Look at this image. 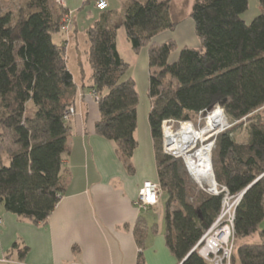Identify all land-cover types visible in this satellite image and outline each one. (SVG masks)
<instances>
[{"label":"trees","instance_id":"1","mask_svg":"<svg viewBox=\"0 0 264 264\" xmlns=\"http://www.w3.org/2000/svg\"><path fill=\"white\" fill-rule=\"evenodd\" d=\"M173 1L128 0L120 12L102 11L87 30L91 88L100 107L96 133L117 144L132 174L140 98L117 51V31L123 27L134 51L147 48L151 69H158L149 78V123L158 183L167 195V247L179 264H208L195 247L217 219L222 198L198 189L183 161L163 153L162 123L197 122L201 112L220 105L233 123L248 120L246 140L235 136L243 124L235 125L217 136L212 151L217 182L233 194L245 191L236 214L232 264H264V0L250 24L242 19L249 0H194L189 17L199 46L182 48L171 61L177 43L156 38L178 25L171 16ZM68 14L56 0L0 7V143L6 145L0 153V205L34 224L48 221L69 183L63 162L71 152L68 114L78 87L65 47L53 40ZM29 103L34 117L27 115ZM149 229L142 219L134 231L142 249L138 264H146ZM254 236L260 242H245Z\"/></svg>","mask_w":264,"mask_h":264},{"label":"crops","instance_id":"2","mask_svg":"<svg viewBox=\"0 0 264 264\" xmlns=\"http://www.w3.org/2000/svg\"><path fill=\"white\" fill-rule=\"evenodd\" d=\"M23 1L0 0V7L15 8ZM97 1L63 0L73 21V29L54 36V42L65 47L67 68L78 87L75 113L70 121L71 152L63 162L69 176L65 195L44 224L22 219L6 212L0 205V264H138L142 249L136 242L134 231L142 219L150 228L143 253L145 263L179 264L166 245L165 227L154 223L153 216L147 215V212L160 214L163 194L155 208L142 210L135 204L145 182H159L149 123L152 99L149 97L151 67L148 49L135 52L125 28L117 31V51L130 67L126 78H135L141 89L132 174L118 155L117 144L96 133L100 107L91 88L92 74L90 82H86L87 75L83 70L77 79L70 69L71 51H79L77 38L80 32L87 33L102 14L96 7ZM106 1L109 11L120 12L128 0ZM174 5L173 2L171 16L182 15ZM194 33L192 19L181 20L174 32L163 33L156 40L164 43L176 38L181 45L196 46ZM178 55L171 61H175ZM24 248H27L25 254L22 252Z\"/></svg>","mask_w":264,"mask_h":264},{"label":"built area","instance_id":"3","mask_svg":"<svg viewBox=\"0 0 264 264\" xmlns=\"http://www.w3.org/2000/svg\"><path fill=\"white\" fill-rule=\"evenodd\" d=\"M56 2L64 6L63 0H56ZM96 7L100 11L108 10V2L106 0H98ZM73 29V21L70 14L63 18L61 30L64 33H69ZM96 101L99 97L96 96ZM75 110L72 108L69 111L68 119H71ZM218 121H221L219 123ZM199 124V127H196ZM203 125L202 127H200ZM178 126V130L175 127ZM215 126V127H214ZM171 128L175 132H180L187 127L190 131L204 130L208 127L212 128L209 133L206 145L210 146L208 160H199L195 158L194 154L197 151L198 144H195L189 151L183 155H178L166 145L165 129ZM230 124L224 110L220 105H216L212 110L201 112L199 114L197 123L192 121H181L168 119L162 123L163 130V149L164 154L170 155L175 159H181L196 186L205 193L222 198L221 210L211 227L204 234L200 242L195 247L198 254L208 264H232V258L235 250V220L237 209L241 204L245 191L233 194L227 186L220 185L215 177L214 167L212 163V151L215 146L217 136L228 130ZM211 139V141H210ZM210 141V142H209ZM161 188L159 183L145 182L140 190L136 206L142 210H149L159 205ZM2 220L0 219V224Z\"/></svg>","mask_w":264,"mask_h":264},{"label":"rangeland","instance_id":"4","mask_svg":"<svg viewBox=\"0 0 264 264\" xmlns=\"http://www.w3.org/2000/svg\"><path fill=\"white\" fill-rule=\"evenodd\" d=\"M174 6L176 8V11H182V15H179V16H174L172 17L173 20L175 22H179V21H185L187 19H191L189 17V14H190V11H191V8H192V5L194 3V0H174ZM172 2V3H173ZM116 4L120 5V3L116 2ZM189 10V14L186 15L187 11ZM261 13V6H260V3H259V0H249V7H248V10L242 15V19L247 23V24H250L257 16H259ZM77 16V15H76ZM75 16V17H76ZM76 21V20H75ZM63 23V21H62ZM178 26V25H177ZM194 37L196 39V46H191V45H181L178 40H176V38H173L172 40H174L177 45H178V49L177 51L173 54V57L175 55H178L181 51L182 48L184 47H198L199 46V40L196 36V33H194ZM78 39V42H79V51L74 49L73 53L71 51V61H70V69L73 71V73H75V75H77V79H79V76L81 77L82 73H81V70L84 71V74L87 75V79H86V82H90V76L92 74V68L89 64V61H88V54H87V51H88V47H89V43H88V39H87V33L81 31L80 32V35L79 37L77 38ZM53 40L55 41V37L53 38ZM170 40V39H169ZM73 44V43H72ZM81 63V64H80ZM158 69L157 68H152L150 72H153V71H157ZM90 80V81H89ZM134 80L136 81V79L134 78ZM135 87H136V91L139 95V98H141V89L139 88L140 86H138V84H136L135 82ZM221 107V106H220ZM222 108V107H221ZM223 109V108H222ZM224 110V109H223ZM225 113V112H224ZM34 114H35V107L33 105V103H29L28 104V107H27V115L28 117H34ZM228 123L230 124V128L235 126V125H241V128L238 129V131L235 133V136L236 138H238L240 141L241 140H246V126L248 124V120L247 118H244L241 122H232L230 121L228 118ZM197 123V122H196ZM203 125H201L200 127H202ZM196 127H199V124H196ZM228 128V129H230ZM176 130H178V126L175 127ZM225 132V131H224ZM211 141V139H210ZM209 141V142H210ZM163 145H164V141H163V130H162V151L164 153V149H163ZM6 145H2L0 143V153L1 151L3 150V148L5 147ZM200 146V144H198V147ZM170 156V155H169ZM7 156H5V159H6ZM4 163L6 165L9 164V160H5ZM131 165L133 167H135L134 165V162L132 160L131 162ZM127 168V167H126ZM128 170V168H127ZM193 181V180H192ZM195 184V183H194ZM196 185V184H195ZM197 187V186H196ZM198 188V187H197ZM199 189V188H198ZM162 192V191H161ZM167 201V195H163L162 197V200H161V204H160V207H159V211H160V214L159 215H155L154 213L152 212H147V215L148 216H153V219H154V223H157L159 224L161 227H165L166 228V221H165V202ZM146 213V212H145ZM260 230H264V221L262 222V224L260 225ZM247 243H257V242H260V239L258 236H254V237H251L249 239H246Z\"/></svg>","mask_w":264,"mask_h":264},{"label":"bare ground","instance_id":"5","mask_svg":"<svg viewBox=\"0 0 264 264\" xmlns=\"http://www.w3.org/2000/svg\"><path fill=\"white\" fill-rule=\"evenodd\" d=\"M221 123V121H218ZM215 127V126H214ZM212 128L208 127L207 129L190 131L187 127L180 132H175L171 128L165 129L166 135V145L169 150H172L174 153L178 155H183L191 149L195 144L200 143V147L197 148L194 156L199 160H208L210 146L206 145V141L208 140L209 133H211Z\"/></svg>","mask_w":264,"mask_h":264},{"label":"water","instance_id":"6","mask_svg":"<svg viewBox=\"0 0 264 264\" xmlns=\"http://www.w3.org/2000/svg\"><path fill=\"white\" fill-rule=\"evenodd\" d=\"M185 260H186V259H185ZM185 260H184V261H185Z\"/></svg>","mask_w":264,"mask_h":264}]
</instances>
